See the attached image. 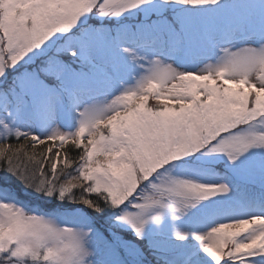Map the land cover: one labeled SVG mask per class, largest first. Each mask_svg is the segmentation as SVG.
Returning a JSON list of instances; mask_svg holds the SVG:
<instances>
[{"label": "snow or ice", "instance_id": "1", "mask_svg": "<svg viewBox=\"0 0 264 264\" xmlns=\"http://www.w3.org/2000/svg\"><path fill=\"white\" fill-rule=\"evenodd\" d=\"M0 264H264V0H0Z\"/></svg>", "mask_w": 264, "mask_h": 264}]
</instances>
